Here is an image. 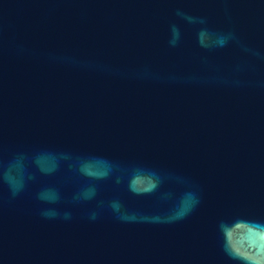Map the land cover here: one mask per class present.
Listing matches in <instances>:
<instances>
[{
	"label": "water",
	"instance_id": "1",
	"mask_svg": "<svg viewBox=\"0 0 264 264\" xmlns=\"http://www.w3.org/2000/svg\"><path fill=\"white\" fill-rule=\"evenodd\" d=\"M0 264H264V0H0Z\"/></svg>",
	"mask_w": 264,
	"mask_h": 264
}]
</instances>
